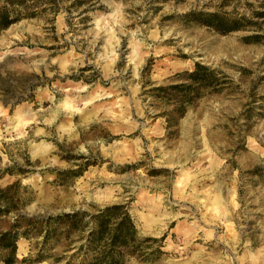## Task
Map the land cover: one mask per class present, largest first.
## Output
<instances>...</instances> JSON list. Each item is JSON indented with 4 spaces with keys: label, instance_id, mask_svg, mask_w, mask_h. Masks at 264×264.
I'll return each instance as SVG.
<instances>
[{
    "label": "rangeland",
    "instance_id": "obj_1",
    "mask_svg": "<svg viewBox=\"0 0 264 264\" xmlns=\"http://www.w3.org/2000/svg\"><path fill=\"white\" fill-rule=\"evenodd\" d=\"M21 1L0 30V187L28 186L19 211L123 203L160 249L125 264H264V0ZM195 62L225 88L172 113L153 87ZM30 248L19 239L18 258Z\"/></svg>",
    "mask_w": 264,
    "mask_h": 264
},
{
    "label": "trees",
    "instance_id": "obj_2",
    "mask_svg": "<svg viewBox=\"0 0 264 264\" xmlns=\"http://www.w3.org/2000/svg\"><path fill=\"white\" fill-rule=\"evenodd\" d=\"M0 30L21 18V0L0 1ZM264 12L257 13V15ZM199 22L218 32L226 33L243 28L241 18H230L219 12L186 13ZM262 35L252 33L244 37L256 42ZM179 82L155 86L153 90L169 95L175 102L172 113L182 115L188 105L202 97L208 90L219 91L225 88L228 75L218 69L195 62L192 70L179 72ZM264 100V95L259 97ZM264 106V103H262ZM249 110V109H248ZM169 115V113H166ZM73 170L59 172L61 183ZM261 175L259 167L250 171ZM262 176V175H261ZM28 186H21L16 180L0 187V264H35L48 261L50 264H125L131 257L147 261L159 251L153 248L154 237L139 235L135 222L123 203L104 207L74 209L49 214H28L19 210L32 199L25 195ZM11 220L4 224L6 216ZM30 242L29 254L18 258L19 239Z\"/></svg>",
    "mask_w": 264,
    "mask_h": 264
},
{
    "label": "water",
    "instance_id": "obj_3",
    "mask_svg": "<svg viewBox=\"0 0 264 264\" xmlns=\"http://www.w3.org/2000/svg\"><path fill=\"white\" fill-rule=\"evenodd\" d=\"M73 209H67L66 211H72ZM17 251H18V249H17Z\"/></svg>",
    "mask_w": 264,
    "mask_h": 264
}]
</instances>
